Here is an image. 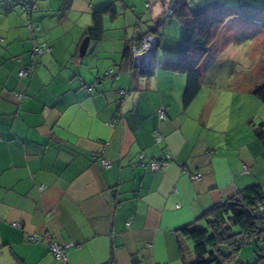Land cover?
<instances>
[{"label": "crops", "instance_id": "obj_1", "mask_svg": "<svg viewBox=\"0 0 264 264\" xmlns=\"http://www.w3.org/2000/svg\"><path fill=\"white\" fill-rule=\"evenodd\" d=\"M21 1L0 0V264H184L180 246L193 257L194 244L183 226H204L213 205L264 185L254 130L264 122L255 94L264 56L244 52L249 40L264 48V31L224 25L185 104L188 75L166 66L184 30L169 13L175 0H35L30 12ZM109 4L103 37L81 55L94 10ZM149 33L161 66L139 70L126 51ZM35 40L51 50L34 54ZM213 55L234 68L206 83ZM22 68L33 74L19 77ZM168 154L158 170L140 161ZM50 240L72 244L67 261Z\"/></svg>", "mask_w": 264, "mask_h": 264}, {"label": "trees", "instance_id": "obj_2", "mask_svg": "<svg viewBox=\"0 0 264 264\" xmlns=\"http://www.w3.org/2000/svg\"><path fill=\"white\" fill-rule=\"evenodd\" d=\"M173 7L174 9H169V13L171 11L170 14L178 17L184 30L180 38L178 58L168 60L166 66L187 73L184 103L189 104L201 88V57L215 46L222 27L238 19L264 31V3L245 0L228 5L221 0H211L191 7L188 0H175ZM107 13H115L113 5L94 10L93 25L88 28L86 37L92 40L103 37L104 15ZM156 39L158 41L157 37ZM158 48L157 44L156 56ZM126 57H130V49H127ZM255 94L264 101V83L257 87ZM254 130L264 143V122L257 123ZM202 218L206 220V225L188 224L181 229L194 244L193 257L181 244L184 264H227L237 257L243 246L238 241L240 237H245L247 244L255 243L257 251L254 262L238 264H264V185L252 184L244 188L238 195L213 205Z\"/></svg>", "mask_w": 264, "mask_h": 264}, {"label": "built area", "instance_id": "obj_3", "mask_svg": "<svg viewBox=\"0 0 264 264\" xmlns=\"http://www.w3.org/2000/svg\"><path fill=\"white\" fill-rule=\"evenodd\" d=\"M23 9L27 11H33L36 9L35 0H22L21 1ZM171 13V11H170ZM32 29V26H31ZM158 41L156 37L152 34H147L143 40L139 43H131L130 44V58H131V65L139 70H148V69H157L161 66V63L159 60L156 59V49H157ZM51 50V47L48 45V43H39L37 40L34 41L33 45V53L37 55H42L44 53H47ZM33 74L32 69L30 68H22L19 72V77H28ZM119 74V71L116 69H111L106 72V76H117ZM20 97H23V94L20 95ZM160 118L165 119L166 113L164 109H160ZM163 137L158 132V139L161 140ZM170 157V154L168 155H162L159 160H152L150 162H145L144 155H141V163L144 166H149L152 170H158L163 167L167 159ZM104 164L107 166H110V162L107 160H103ZM201 178L200 174H196L192 176V179L194 181L199 180ZM263 209V207H261ZM50 237H46V239H49ZM33 240H37V238H33ZM239 243L243 245H247V239L245 237L239 238ZM72 244L68 245H60L56 241L50 240V250L53 253V255L57 259L61 260H68V248L71 247Z\"/></svg>", "mask_w": 264, "mask_h": 264}, {"label": "rangeland", "instance_id": "obj_4", "mask_svg": "<svg viewBox=\"0 0 264 264\" xmlns=\"http://www.w3.org/2000/svg\"><path fill=\"white\" fill-rule=\"evenodd\" d=\"M243 35H244V32L242 33L241 38H243ZM256 43H257V41H256ZM254 45L249 49L250 52L251 51L255 52V50L257 48H262V46L260 47L258 45V43L255 46ZM159 52H160L159 58H161V50ZM157 58L158 57H156V59ZM209 59H210V62H209L210 66L208 67L209 69H206V70H209L210 74H212L214 76L212 78L209 77V78L204 79V81L206 83H209L211 81H217V79H215L214 77H216L217 73L219 71H221L223 66L225 67L226 70H229V71H232V69L234 68V65L231 66V62H229V61L228 62L227 61L221 62L219 60V58L216 57V55L210 56ZM238 64H240V63H238ZM238 64L236 66H238V68H239ZM225 80H226V78L222 79L223 82ZM206 85H208V84H206ZM256 251H257V246H256L255 243H250V244H247V245H243L241 247V249L239 250L237 257H235V258L231 259L230 261H228L227 264H238V262L252 263L256 259Z\"/></svg>", "mask_w": 264, "mask_h": 264}, {"label": "clouds", "instance_id": "obj_5", "mask_svg": "<svg viewBox=\"0 0 264 264\" xmlns=\"http://www.w3.org/2000/svg\"><path fill=\"white\" fill-rule=\"evenodd\" d=\"M256 43V40H249L247 42V44L244 45V52L249 51V49ZM233 45L232 43H230L228 46ZM227 46V47H228ZM241 55H243V53H241ZM254 56L257 60H259L262 56H264V48H257L254 52ZM245 59H247V57H245Z\"/></svg>", "mask_w": 264, "mask_h": 264}, {"label": "water", "instance_id": "obj_6", "mask_svg": "<svg viewBox=\"0 0 264 264\" xmlns=\"http://www.w3.org/2000/svg\"><path fill=\"white\" fill-rule=\"evenodd\" d=\"M89 44H90V38L86 37L81 45V55H84L87 51V49L89 48Z\"/></svg>", "mask_w": 264, "mask_h": 264}]
</instances>
